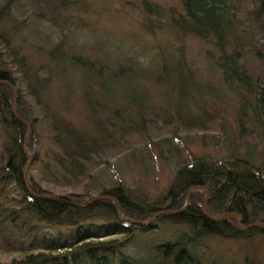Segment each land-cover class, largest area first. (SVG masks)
<instances>
[{"label": "trees", "instance_id": "16d2710c", "mask_svg": "<svg viewBox=\"0 0 264 264\" xmlns=\"http://www.w3.org/2000/svg\"><path fill=\"white\" fill-rule=\"evenodd\" d=\"M14 1L0 0V79L15 88V110L31 128L25 146L31 154L28 184L35 193L111 196L120 215L108 198L85 203L25 190L26 126L11 112L9 86L0 83V264H204L193 252L196 238L264 235V226L239 228L264 221V0H37L43 7L23 15ZM20 38H28L38 63L22 52ZM147 84L164 96L151 100ZM76 93L95 114L83 126L59 109L70 107ZM228 95L236 102V141L259 136L263 156L257 163L248 151L219 161L171 153L177 162L171 179L161 195L148 200L115 182L109 154L123 157L126 137L136 134L140 144H158L161 138L143 134L146 124L161 134L158 119H176L187 134L223 132ZM156 97L161 105H154ZM213 101L218 103L211 111L199 115ZM101 170L108 171V187H87ZM204 194L207 213H238V225L234 216L206 217ZM160 209L182 210L147 224L119 217L144 220ZM158 221L179 230L144 246L138 239L135 246L134 235L167 229L155 226ZM114 234L123 237L105 239Z\"/></svg>", "mask_w": 264, "mask_h": 264}, {"label": "rangeland", "instance_id": "374dc122", "mask_svg": "<svg viewBox=\"0 0 264 264\" xmlns=\"http://www.w3.org/2000/svg\"><path fill=\"white\" fill-rule=\"evenodd\" d=\"M41 4L42 1L39 2L37 0H15L13 2L14 10L16 9L19 11L21 15L25 14L29 9H41L43 7ZM27 40L28 38L25 40L20 38L18 45L21 46L24 54L33 58L34 64H36L40 61V57L38 58L36 56L37 53L27 47ZM199 59L201 58L197 57V60ZM248 64L251 65L250 59ZM74 76L75 75L71 73L66 75L72 88H75L76 86L75 81L73 80ZM55 90L56 88L52 85L49 92V101L52 105H54L57 98V90L56 93ZM146 90L148 94L151 93V100L154 94H161L164 96L162 89L158 88V86L147 84ZM166 91L165 97L170 98L172 101L171 97L174 96L172 89H170L169 86H166ZM24 100L29 101V98L26 97ZM157 100L158 97L153 101L154 105H161L162 102ZM70 101V107H62L59 109L65 118L71 120L73 124L83 126L88 122L90 117L95 115L86 107L80 98L77 99V93L76 96L70 99ZM226 101L223 102L225 109H223L224 112L222 114L224 116L222 121L224 125L223 132L207 131V133H203L200 131L195 133V131L187 134L182 130L181 126L177 125L178 122L176 119L171 123H161V119H158V123H156L155 126L158 125L161 134H158V132L148 124L144 126L143 133L154 137L156 140L161 138L158 144L152 145L150 142H146V144L143 142L140 144L139 142L143 139L136 134L126 137L123 142L128 144V150L124 152L123 157L121 156L120 158H117V160L111 159V154H109V159L111 161L109 167L118 174L116 175L117 181L115 182L120 180L121 183H124L133 191V194L138 199L146 198L148 200L154 196L161 195L171 179V175L177 164L174 159L173 161L171 160V153H178V155L182 157L206 155L219 161L222 160L221 158L226 157L227 154L234 157H240L248 151L250 160L253 159L254 163H257V161L262 159L263 156L259 136L258 134H254L246 138L247 143H238V141H236L237 136L234 127L236 102L230 95H228ZM217 103L218 102L214 101L209 104L204 103L203 111H200L201 113L199 115L203 116V113H209ZM149 113L152 116H154L153 114H158L156 110L151 109H149ZM100 115L101 117H109L107 112H101ZM129 145L132 147L129 148ZM33 173L36 177V172ZM107 173V170L99 171L97 175H93V178L91 177L89 181H86V186L89 188L95 186L104 188L108 187V181L110 180L106 176ZM164 224V227L167 226V229L161 233L160 231L156 232V230H154L145 235H134L132 240L136 237V240L134 241L135 246L138 245V239L144 241V246L148 239H160L163 238V236H168L170 234V237H173L174 232L172 231L176 232L179 230L177 226H168L166 225L167 223H161L159 221L156 222L155 226H162ZM239 227H241L242 230L245 229L243 225H240ZM122 237V234H114L105 237V239L119 240ZM193 242V252L198 255V258L201 259L204 264H264V235L259 234L257 231L238 238L204 236L203 238H196ZM126 250L127 246L122 248V252H126Z\"/></svg>", "mask_w": 264, "mask_h": 264}, {"label": "water", "instance_id": "95a60500", "mask_svg": "<svg viewBox=\"0 0 264 264\" xmlns=\"http://www.w3.org/2000/svg\"><path fill=\"white\" fill-rule=\"evenodd\" d=\"M0 83H4V84L9 86V88L11 90V99H10L11 112L18 120L23 122L25 124V126H26V133H25V136H24L23 141H22V149H23L24 154L26 156V161H25V163H24V165L22 167V170H21V180H22V184H23L25 190L28 193H30L31 195L36 196V197H40V198L79 199L81 201H84L85 203L92 202V201H94L96 199H99V198H108V199H110L111 201L114 202L116 214L120 215L119 205H118L116 199L111 197V196H108V195H91L90 197L80 196V197L76 198V197L69 196V195L63 194V193H35L30 188V186L28 184V178H27V175H26V169H27V166H28V164L30 162L31 154L28 153V151L26 150L25 146H26V141H27V138H28V136L30 134L31 128H30V125H29L28 121L25 118L19 116L17 114L16 110H15V88L13 87V85L10 82H8L6 80H3V79H0ZM191 188L192 187H190L189 189H191ZM195 188L200 189V190H204V188L201 187V186H197ZM189 189L186 191L185 204H184V206L182 208H184L187 205ZM205 202H206V194H204V199H203V202H202V205H201V211L206 217H208L211 220H223L224 218H227V217H230V216H234L236 218L235 222L238 225L239 221L242 219L241 215L238 214V213H235V212L227 213V214L223 215L222 217L212 216L209 213H207V211L205 209ZM180 210H182V209H179V210L160 209V210H157V211L153 212L152 215L148 219H144V220H137V219L135 220V219H131V218L123 217V216H119V217L121 219L128 220V221H131V222H135V223H139V224H147L148 222L153 220L159 214H165V213L172 214V213L179 212ZM251 226H264V221L263 222L258 221V222H255V223H248L247 225L244 226V228L245 227H251ZM239 228L242 229L241 227H239Z\"/></svg>", "mask_w": 264, "mask_h": 264}]
</instances>
